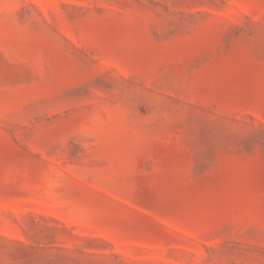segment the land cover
Returning a JSON list of instances; mask_svg holds the SVG:
<instances>
[{"label":"rangeland","instance_id":"1","mask_svg":"<svg viewBox=\"0 0 264 264\" xmlns=\"http://www.w3.org/2000/svg\"><path fill=\"white\" fill-rule=\"evenodd\" d=\"M0 264H264V0H0Z\"/></svg>","mask_w":264,"mask_h":264}]
</instances>
